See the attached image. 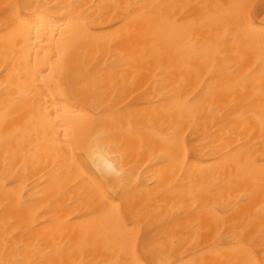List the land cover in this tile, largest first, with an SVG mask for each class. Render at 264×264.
Segmentation results:
<instances>
[{
    "label": "bare ground",
    "instance_id": "1",
    "mask_svg": "<svg viewBox=\"0 0 264 264\" xmlns=\"http://www.w3.org/2000/svg\"><path fill=\"white\" fill-rule=\"evenodd\" d=\"M0 264H264V0H0Z\"/></svg>",
    "mask_w": 264,
    "mask_h": 264
},
{
    "label": "clouds",
    "instance_id": "2",
    "mask_svg": "<svg viewBox=\"0 0 264 264\" xmlns=\"http://www.w3.org/2000/svg\"><path fill=\"white\" fill-rule=\"evenodd\" d=\"M108 136L106 129L103 133L94 132L87 142L85 154L96 173L106 182H111V187L115 190L122 184L126 169L123 165L122 154L115 151L112 146H101Z\"/></svg>",
    "mask_w": 264,
    "mask_h": 264
}]
</instances>
